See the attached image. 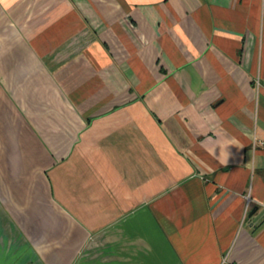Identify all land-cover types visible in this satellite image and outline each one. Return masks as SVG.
I'll return each instance as SVG.
<instances>
[{"label": "crops", "instance_id": "obj_1", "mask_svg": "<svg viewBox=\"0 0 264 264\" xmlns=\"http://www.w3.org/2000/svg\"><path fill=\"white\" fill-rule=\"evenodd\" d=\"M0 264H264V0H0Z\"/></svg>", "mask_w": 264, "mask_h": 264}, {"label": "built area", "instance_id": "obj_2", "mask_svg": "<svg viewBox=\"0 0 264 264\" xmlns=\"http://www.w3.org/2000/svg\"><path fill=\"white\" fill-rule=\"evenodd\" d=\"M252 202V199L250 197V195L247 197V204H246V208L248 209L250 207V204Z\"/></svg>", "mask_w": 264, "mask_h": 264}, {"label": "clouds", "instance_id": "obj_3", "mask_svg": "<svg viewBox=\"0 0 264 264\" xmlns=\"http://www.w3.org/2000/svg\"><path fill=\"white\" fill-rule=\"evenodd\" d=\"M224 155H225V159H224V161H223V163H227V153H224Z\"/></svg>", "mask_w": 264, "mask_h": 264}]
</instances>
